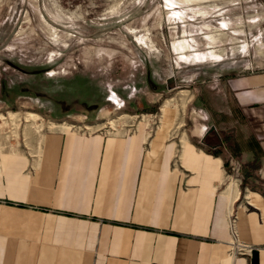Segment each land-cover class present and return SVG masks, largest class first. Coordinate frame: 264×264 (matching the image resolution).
Listing matches in <instances>:
<instances>
[{"label":"crops","instance_id":"crops-1","mask_svg":"<svg viewBox=\"0 0 264 264\" xmlns=\"http://www.w3.org/2000/svg\"><path fill=\"white\" fill-rule=\"evenodd\" d=\"M226 91L216 131L176 130L168 110L156 129L59 124L39 153L2 151L0 264H264V81ZM228 129L239 158L219 141ZM230 210L247 255L229 253Z\"/></svg>","mask_w":264,"mask_h":264},{"label":"rangeland","instance_id":"rangeland-1","mask_svg":"<svg viewBox=\"0 0 264 264\" xmlns=\"http://www.w3.org/2000/svg\"><path fill=\"white\" fill-rule=\"evenodd\" d=\"M248 81H264V0H0V153H39L62 132L50 120L150 130L173 110L176 130L216 131L226 89ZM220 135L239 158L233 129Z\"/></svg>","mask_w":264,"mask_h":264},{"label":"built area","instance_id":"built-area-1","mask_svg":"<svg viewBox=\"0 0 264 264\" xmlns=\"http://www.w3.org/2000/svg\"><path fill=\"white\" fill-rule=\"evenodd\" d=\"M232 166L234 169V175H240V166L241 163L238 160H232ZM227 224L230 233L229 245L230 251L229 253L232 255H247L252 250V246L243 242L240 239L239 231H238V216L235 210H230L227 215Z\"/></svg>","mask_w":264,"mask_h":264},{"label":"bare ground","instance_id":"bare-ground-1","mask_svg":"<svg viewBox=\"0 0 264 264\" xmlns=\"http://www.w3.org/2000/svg\"><path fill=\"white\" fill-rule=\"evenodd\" d=\"M169 101L170 100H167V103H165L164 104V106L163 107H166L167 106V104L169 103ZM17 113V112H16ZM16 113H14V112H11L10 113V115H12V116H15V114ZM27 119H26V121H29L30 119L29 118H39L41 115L39 114V113H36V112H27ZM124 116H128L129 117V114H126V113H124V114H122V115H120V116H118L117 118H112L111 120H110V124H111V126L114 128V129H117V130H119V128H117V126H116V122L117 121H119V119H121V118H123ZM0 117H1V115H0ZM127 117V118H128ZM125 121V120H124ZM30 122V121H29ZM128 122V121H127ZM49 123H51L52 125H56V124H60V125H63V126H70V125H73L72 123H70V122H67V121H61V122H56V121H54V120H50L49 121ZM17 127V126H16ZM93 126L92 125H87L85 128H92ZM111 128V127H110ZM27 135V134H26ZM19 139V138H18ZM233 185H234V183H232L231 184V186H230V188L231 187H233Z\"/></svg>","mask_w":264,"mask_h":264}]
</instances>
